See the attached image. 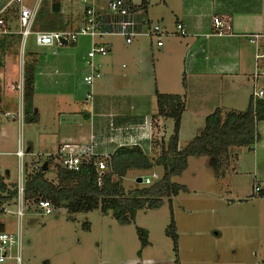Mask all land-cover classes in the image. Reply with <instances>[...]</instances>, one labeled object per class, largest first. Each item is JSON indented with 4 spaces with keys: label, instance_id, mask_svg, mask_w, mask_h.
I'll list each match as a JSON object with an SVG mask.
<instances>
[{
    "label": "crops",
    "instance_id": "crops-1",
    "mask_svg": "<svg viewBox=\"0 0 264 264\" xmlns=\"http://www.w3.org/2000/svg\"><path fill=\"white\" fill-rule=\"evenodd\" d=\"M63 1L44 0L43 4H40L38 14L41 11H51L52 4L59 3V11L56 13H59V18L65 25L63 30L78 28L83 23V10L75 15L68 12L62 13ZM145 1L146 10L139 22L158 24L168 32L162 39L161 47H157L155 40L145 38L152 55V69L158 79L156 89L149 95L142 97L131 85L117 84L110 79L116 67L113 56H107V54H110L114 43L104 39L112 36L103 39L79 37L75 45L82 54L77 59L51 57L37 67L35 59L29 63L33 65L34 71L32 110L38 117L36 124L44 125L45 131L44 134L39 135V141H42L39 148L41 146L42 148L37 152L33 163L38 161L45 163L47 157L56 158L57 150L65 143L87 145L91 142V135L94 136L95 149L99 155L110 156L120 147L137 146L149 157L156 156L157 150L154 149L152 141L160 139L167 141L169 127L166 121L170 120L173 123L172 119L157 116L156 91L160 94L179 95L183 98L184 111L180 121L178 150L183 149L196 135L200 120L205 119L206 115L211 114L217 107L223 110H226V107L228 109L229 106L243 108L248 103L251 97L248 87L252 91V84L248 77L254 70V47L248 42L246 36L264 35V0ZM10 2L11 0H0V11L8 7ZM95 4L99 13L106 12V0H97ZM12 8L14 6H10L8 10ZM38 14L34 28L41 30ZM64 14H67L66 18L61 16ZM214 17L229 21V35L212 34ZM8 18L10 29L14 30L12 24L15 23L18 30L17 16L13 17L9 11ZM177 23L183 25L185 37L174 34ZM141 28L144 29L145 26ZM120 38L127 52L124 57L125 63L121 66L125 71L121 73V76L123 78L130 74H138L145 65L147 47L145 50V45L139 42L142 37L135 38L130 44H127L122 37ZM92 44L107 45L108 52L96 55L94 58V65L101 74L99 78L101 81L87 85L83 78L90 71L85 62ZM51 54L54 56L55 52ZM13 69L17 70L16 64ZM13 69H8L6 56L1 63L0 78L4 77V74L5 77L11 76ZM74 74H82L81 80L75 79ZM159 79L162 86L159 85ZM169 87L174 88L165 90ZM89 96L91 99H88ZM229 102L235 103L229 105ZM0 105L11 106L7 102H1ZM34 107L36 110L33 109ZM23 119L24 116L20 121ZM259 124L257 130L260 139L254 144L255 147L247 148L252 151L248 154L250 155L249 168L252 171L257 170L258 176L255 175L252 178V189L247 197H253L255 186L259 187L260 192L264 191V175L259 172V169L264 167V131L260 132ZM34 148V142L29 141L25 156L35 154L32 153ZM230 157L231 165L228 172L241 165L239 154L234 156L235 159ZM52 164L55 166V162ZM26 165L27 163L23 164L25 175L33 169V164H30L27 169ZM6 168L4 167V172L0 170L4 176L8 171ZM136 172L140 174L141 171L136 170ZM228 172L221 179L226 180L223 186L227 198L240 193L236 186L229 184ZM137 176L136 181L146 175ZM5 177H7L5 178L7 184L10 181L9 171ZM54 178L56 181V175ZM137 184L143 185L138 182Z\"/></svg>",
    "mask_w": 264,
    "mask_h": 264
},
{
    "label": "rangeland",
    "instance_id": "rangeland-1",
    "mask_svg": "<svg viewBox=\"0 0 264 264\" xmlns=\"http://www.w3.org/2000/svg\"><path fill=\"white\" fill-rule=\"evenodd\" d=\"M34 2L35 0H23V4L27 7H32ZM84 7L83 3L73 0H64L61 3L62 13L68 12L73 15L82 12ZM61 16L66 18L67 14ZM12 29L17 31L15 23L12 24ZM145 38L139 40L145 45V50L147 47L143 69H140L138 74H130L123 78L121 73L125 70L121 66L125 63L124 57L127 55L123 42L118 36L104 39L114 43L110 54L106 53L107 56H113L116 67L110 79L117 84L131 85L142 97L155 90L158 83L152 69L153 61L148 49V41ZM262 45L264 40L261 42ZM21 50L23 65L35 59L36 67L51 57L77 59L82 54L75 44L53 48L37 46L34 35L26 39ZM53 51L54 56L51 54ZM254 57L255 47L253 59ZM15 64L16 53L8 52V69H13ZM12 73L8 77L11 80L15 76L14 69ZM252 73L248 77L250 83H252ZM81 77L82 74H74V78L78 81ZM97 81L101 80L97 79L93 84ZM2 84L0 78V89ZM159 85L162 86L160 79ZM173 88L169 87L165 90ZM249 92L251 90L248 87ZM1 96L0 100L3 99ZM246 98L247 94L245 101ZM234 103L229 102V105ZM247 104L243 108L229 106L226 110L244 111ZM35 107L33 109L36 110ZM12 108L0 105V112ZM204 121L205 119H201L198 123L199 129L203 128ZM166 123L169 127L167 135L169 137L173 123L170 120ZM259 130L264 131V122L259 124ZM44 133V125L28 123L24 119L17 121L12 116L4 117L0 114V153H2L0 170L4 172V167H7L6 170L10 172V183L7 184L15 183L19 175L20 165L16 156L12 155L17 148L18 139H22L25 149L29 141L34 142L35 148L32 153L35 154L24 157V163L32 165L37 152L42 148V146L39 148L42 145L39 135ZM250 153L252 151L247 148L229 149L230 156L240 155L241 165L235 167V170L227 171L229 184L236 186L240 192L237 196L229 198L225 196L223 183L225 184L226 180L215 176L209 158L191 157L187 162L186 171L172 178L173 182L184 185L188 192L172 197L171 202L165 197L163 205L158 209L137 211L129 225L119 224L110 213L103 214L99 209L75 214L74 220H70L65 208L52 209L50 215H44L41 211L31 208L21 219V264H264V196L260 197L259 193L252 192L253 197H247L252 189V178L257 176V170L252 171L249 168ZM260 169L259 172L264 175V167ZM28 170L26 171L29 172ZM137 173L136 170L128 171L122 180L125 193L137 186H146L137 184V175L151 176L154 173L160 179L163 170L161 167H154L150 171ZM54 176L55 166L52 164L46 177L55 181ZM13 211L14 207L7 208L4 215L0 216V227H3L5 232H13L16 229V217ZM171 212L178 235L176 251L173 249L172 239L166 234ZM85 224L89 225L88 230L84 228ZM137 228L147 232L148 245L143 249ZM2 264H15V262L9 260Z\"/></svg>",
    "mask_w": 264,
    "mask_h": 264
},
{
    "label": "trees",
    "instance_id": "trees-1",
    "mask_svg": "<svg viewBox=\"0 0 264 264\" xmlns=\"http://www.w3.org/2000/svg\"><path fill=\"white\" fill-rule=\"evenodd\" d=\"M146 10V1L141 5ZM11 11L17 16L18 9L12 8L6 12V19ZM39 27L45 31L65 29L59 13L41 11L38 14ZM2 41H0V49ZM33 65H23L22 72V102L23 116L28 123H37L38 117L32 110L33 98ZM157 116L173 120L172 134L167 141L153 140L156 156L149 157L139 147L123 146L118 148L107 161L108 171L102 175L98 185V175L93 164H84L80 171H66L55 163L56 181H50L46 175L54 157H47V171L42 167L32 169L24 181V197L28 201L39 199L49 201L54 209L65 208L68 219L74 220V215L87 213L99 209L103 214L110 213L122 225H129L137 211L143 209H158L163 205V199L171 198L179 193H186L188 189L172 181L173 177L181 175L187 168V161L191 157H207L215 170L217 178H223L231 165L230 148H252L259 141L257 125L264 122V100L249 98L244 111L215 109L204 121L203 128L186 146L178 150V138L181 115L184 111L183 98L179 95L160 94L157 91ZM29 165H26V169ZM154 167H161L163 174L149 186L138 187L125 193L122 180L128 171H150ZM264 196V191L259 192ZM16 186L6 184L5 176L0 173V216L4 209L16 204ZM3 227H0V230ZM84 228L89 229L85 224ZM141 241V248L148 245L147 232L137 228ZM166 234L173 241V249L177 250L178 235L176 224L170 213V223ZM140 255V252L138 253Z\"/></svg>",
    "mask_w": 264,
    "mask_h": 264
},
{
    "label": "built area",
    "instance_id": "built-area-1",
    "mask_svg": "<svg viewBox=\"0 0 264 264\" xmlns=\"http://www.w3.org/2000/svg\"><path fill=\"white\" fill-rule=\"evenodd\" d=\"M83 3V23L75 29L45 31L36 30L34 28L35 18L42 0H35L33 7H27L23 4V0H11L8 7L0 11V39L3 41V46L0 49V58L3 63L8 52L16 53V67L14 79L2 77V88L0 89L3 97L0 102L11 104L12 109L0 112L5 117L22 119V50L26 39L34 35L35 44L40 47H53L75 44L79 37H90L92 39H103L109 36L122 37L127 44L137 37H146L155 40L157 47L163 45L162 39L168 34L158 24H150L149 22H139L140 17L144 14L141 8L144 0H106V12L101 14L96 7L97 0H73ZM14 6L18 9L17 25L18 30H11L9 20L6 19V12ZM145 26V28H141ZM229 21L220 17L213 18V35H229ZM180 37H185L186 32L182 24L175 25V33ZM248 42L255 47L254 70L251 75L252 91L251 96L254 100H264V45L261 46L264 35L254 34L247 35ZM16 42V43H15ZM108 52V46L101 44H92L90 51L87 54L86 65L89 68V73L83 78L87 85H92L93 82L101 77L94 65L96 55L105 54ZM88 99H91L89 96ZM91 142L87 145H71L63 144L55 154L54 162L66 171L78 172L84 164H93L98 175V185L101 183V177L108 171L107 159L109 155H99L96 152V143L94 136H90ZM18 159L19 175L15 182L16 186V204L12 212L16 217V229L13 232H5L0 230V264L6 261H13L15 264H21L22 251V234H21V219L26 211L31 208L41 211L44 215L52 213L53 206L49 201L39 199L36 202L28 201L24 197V181L26 175L23 174L24 156L26 154L22 139H18L17 148L13 153ZM1 156V154H0ZM43 161L33 163L32 168L37 169L42 165ZM158 180L156 174L144 176L141 178V184L150 185ZM254 194L260 192L259 187H253ZM55 210V209H54ZM7 209H4L6 212Z\"/></svg>",
    "mask_w": 264,
    "mask_h": 264
},
{
    "label": "water",
    "instance_id": "water-1",
    "mask_svg": "<svg viewBox=\"0 0 264 264\" xmlns=\"http://www.w3.org/2000/svg\"><path fill=\"white\" fill-rule=\"evenodd\" d=\"M51 11H52L53 13L58 12V11H59V3H54V4H52V6H51ZM62 43H63V45H66L65 41H62ZM1 63H2V61H1V58H0V71H1ZM42 170H43V171H47V163H46V162L43 163V165H42ZM5 175H8V171H6ZM137 182L140 184V183H141V178H139V179L137 180Z\"/></svg>",
    "mask_w": 264,
    "mask_h": 264
}]
</instances>
